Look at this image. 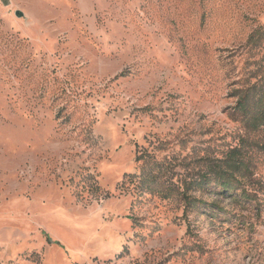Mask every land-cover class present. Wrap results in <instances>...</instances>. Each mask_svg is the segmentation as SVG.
<instances>
[{"label":"rangeland","instance_id":"obj_1","mask_svg":"<svg viewBox=\"0 0 264 264\" xmlns=\"http://www.w3.org/2000/svg\"><path fill=\"white\" fill-rule=\"evenodd\" d=\"M258 25L264 0H0V264H264V134L229 97Z\"/></svg>","mask_w":264,"mask_h":264},{"label":"trees","instance_id":"obj_2","mask_svg":"<svg viewBox=\"0 0 264 264\" xmlns=\"http://www.w3.org/2000/svg\"><path fill=\"white\" fill-rule=\"evenodd\" d=\"M264 44V26H256L248 35L246 42L241 46L242 58H246L244 65L254 64V70L250 71L246 80L236 79L234 84H242L240 87H232L229 97L234 98L231 108V118L240 120L244 129L248 132H258L264 134V54L258 59L251 61L258 49ZM234 64L233 62L231 63ZM233 70V67L231 68ZM253 79V82H252ZM240 81V82H239ZM243 143V142H242ZM147 154L137 157V162L146 158ZM247 154L241 153L238 148H232L223 158L218 159V165L212 168L210 172L213 175L214 183L224 191H230L232 184L242 185V180L246 179L251 172L252 164L245 157ZM156 169H151L142 179L143 191L150 194H158L164 198H170L175 195V189L164 187L160 180L159 164H155ZM131 178V176H129ZM124 182H122V185ZM132 183V181L130 182ZM204 186L208 182L203 183ZM182 195V192H180ZM246 199L249 195L243 193Z\"/></svg>","mask_w":264,"mask_h":264}]
</instances>
